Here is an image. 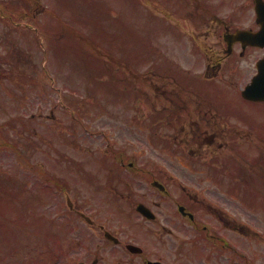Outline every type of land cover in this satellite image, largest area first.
<instances>
[{
  "label": "rangeland",
  "instance_id": "rangeland-1",
  "mask_svg": "<svg viewBox=\"0 0 264 264\" xmlns=\"http://www.w3.org/2000/svg\"><path fill=\"white\" fill-rule=\"evenodd\" d=\"M1 3L4 16L0 18V140H8L10 144L7 149L0 148V174H3L0 176V264H28L24 261H30L33 253L42 248L43 230L53 227L59 230L58 225L51 226L42 213L49 216L57 207L63 214L64 225L66 222L76 225L75 218L65 210L62 192H55L49 211L45 205L49 199L44 192L48 194L51 190L48 185H55L60 177L72 190H80V197L91 204L89 209L101 208L87 193L89 186L93 189L96 185L95 175L106 168L128 167L103 156L106 140L119 151L124 150L128 154L127 161H133L136 167L150 166L148 163L152 160L171 170L182 184L214 185L206 178V172L200 174L206 170L203 161L195 164L186 151L174 147L177 151L173 152V146L166 148L165 142L162 148H154L150 140H171L167 136L172 137V127L164 122L149 125L145 121L139 129L127 119L130 115L138 121L139 116L141 119L150 116L152 120L159 105L155 109L137 91L130 94L134 101H128L122 77L126 74V65L131 62L130 66H135L133 63L145 61L144 54L141 57L139 54L148 36L163 46V43L174 46L170 32L157 34L148 29L139 0H1ZM146 6L148 10L155 8L151 2ZM132 35L135 44L139 42L134 54H130L126 45ZM88 40L95 44L91 46ZM149 46L153 45L149 43ZM164 51L163 59L173 52L183 53L181 57L187 62L182 63L194 64L192 68L196 71L204 67L201 58L188 48L166 47ZM151 59L156 62L157 56ZM148 64L140 65L137 70H145ZM43 69L51 75L47 76ZM131 81L135 82L136 89L142 87L140 78H131ZM231 84L235 91L243 80L236 79ZM243 103L249 107L246 113L252 120L255 116L258 120L252 127L237 121L238 128L247 131L248 137L252 134L253 142L264 140V114L259 115L263 109ZM242 142L243 155L253 157L249 140ZM27 145L33 159L26 155ZM15 147L16 151L10 149ZM202 152L205 155L210 151L205 147ZM23 154L31 159L30 163L23 162ZM82 155H95L98 160L94 162L89 157L84 161ZM75 160L78 161L74 163ZM98 162H102L101 168L105 169H101ZM243 163H246L244 158ZM6 174L13 178L14 189L2 181L1 177ZM112 175L114 179L124 178L118 177L117 172ZM30 178L35 179L36 184L38 180L42 182L36 185ZM82 182L88 184H79ZM96 187L94 189H98ZM225 206L232 214L245 211L237 200L229 197ZM241 216L251 224L254 221L252 216L243 213ZM61 228L63 232L70 231L65 226Z\"/></svg>",
  "mask_w": 264,
  "mask_h": 264
},
{
  "label": "flooded vegetation",
  "instance_id": "flooded-vegetation-1",
  "mask_svg": "<svg viewBox=\"0 0 264 264\" xmlns=\"http://www.w3.org/2000/svg\"><path fill=\"white\" fill-rule=\"evenodd\" d=\"M170 5L171 10L167 12L170 14L173 30L183 33L186 38L183 42L205 49L203 57L206 69L195 76H202L201 79L205 80L222 75L232 78L242 64L241 59L249 62L250 70L255 69L256 62L263 57L264 46L251 43L245 36L235 35L240 30L252 33L260 30L261 25L253 7L254 0H230L231 7L228 10L223 8L225 0H220L213 7L208 0H172ZM159 6L162 14L167 15L162 2ZM181 108L183 115L177 111L178 119H181L183 126L188 127L194 123H217L218 114L210 110L221 114L215 108ZM215 139L214 136L209 141L215 144ZM131 171L135 175L131 174L124 181L123 193L126 195L115 191L116 195L126 197L127 209L121 212L122 216L107 217L106 211L89 213L87 203L76 195L73 201L74 211L87 229L82 227L63 239L65 249L70 252V264H264V233H258L257 230L249 234L243 233L242 229H247L241 220L228 218L225 209L220 206L225 202V185L208 188L216 201L207 202L199 189L201 186L178 184L167 171L129 170ZM130 177L137 178L131 181ZM103 194L113 202L111 191L108 193L104 190ZM139 203H144L152 211L151 217L137 210ZM180 205L183 206L182 210ZM252 208H257L252 212L253 217L261 219L264 224V202L260 203V207L259 202H254ZM84 210L93 218L94 223H88L80 216L79 212H85ZM228 224L236 230L230 236L239 237L235 238L240 242L239 246L242 245L240 238L250 236L251 263L246 261L241 248H227ZM105 230L111 235L106 236ZM228 251L234 252L235 263L228 262Z\"/></svg>",
  "mask_w": 264,
  "mask_h": 264
},
{
  "label": "water",
  "instance_id": "water-1",
  "mask_svg": "<svg viewBox=\"0 0 264 264\" xmlns=\"http://www.w3.org/2000/svg\"><path fill=\"white\" fill-rule=\"evenodd\" d=\"M264 77V73H263ZM244 95L249 98L264 99V79H256L244 90Z\"/></svg>",
  "mask_w": 264,
  "mask_h": 264
}]
</instances>
